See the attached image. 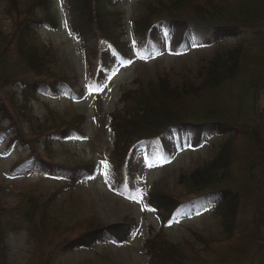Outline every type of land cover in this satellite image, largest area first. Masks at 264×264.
I'll use <instances>...</instances> for the list:
<instances>
[{
  "label": "trees",
  "instance_id": "obj_1",
  "mask_svg": "<svg viewBox=\"0 0 264 264\" xmlns=\"http://www.w3.org/2000/svg\"><path fill=\"white\" fill-rule=\"evenodd\" d=\"M61 1L69 16L71 32L86 53L93 50L94 25L99 34L110 42L109 51L100 50L97 64L90 69V89L98 93L100 83L109 79L122 57L129 58V45L120 41L115 33L118 25L112 20L110 11L106 10L107 4H113L114 0ZM3 8V13L11 20V27L9 32L0 28V86L5 80H14L19 75L20 68L16 66L15 69V64L7 62L9 48L12 47L18 63H22L21 69L26 66L33 74V77L19 80L22 84L19 116L30 125L32 118L30 115L26 117V99L34 98L36 93L68 95L80 90L69 75L56 73L47 67L51 55L40 39L37 27L55 28L57 18L52 12L51 0H4ZM132 24L135 40H146L149 44L159 41L161 34L175 44L189 40L207 45L225 37L248 33L247 36H252L260 46L261 43L264 46V0H145ZM243 46V40H240L225 50L216 49L213 56L192 75L195 77L185 75L178 81L163 74L157 75L153 81H136V86L121 93L122 107L109 114L113 145L107 152V159L114 184L124 194L131 195L136 191L137 171L141 164L136 158V148H145L146 157L142 162L148 165L159 155L170 154L168 148L177 137L189 140L192 147L202 143V136L216 133L220 137V141L213 145L214 152L209 159L201 160L178 174L181 194L173 195L161 184L149 191L147 204L158 215L161 225L159 231L143 245L150 264H264V74L259 84L253 81L252 85L247 84L249 89L256 88L250 110L260 115L257 123H249L250 110L243 109L242 97L229 111L217 105L214 97L207 98L204 111L199 114L174 110V106L182 105L186 99L215 95L221 86L238 81L244 53L247 55ZM6 66L11 68L12 73L5 70ZM261 94L263 101L258 107V99L255 100ZM5 110L0 100L1 114ZM4 115L10 117L11 125L15 127L11 141L19 140L29 147L28 154L14 165L16 171L31 169L36 173L62 176L69 185L93 177L96 171L94 162L86 160L72 165L60 164L51 155L52 140L85 136L81 132L83 114L69 117L59 114L49 121L41 119L37 125L27 127L25 134L17 127L15 115ZM6 131L0 128V139ZM241 136L256 151L260 172L255 171L254 165L243 166L238 167L242 173L237 176L236 171L230 168L237 157L232 143ZM39 138L41 150L36 145ZM238 157L246 158L242 151ZM26 194L20 195L19 202L11 210L21 212L34 237L40 233L49 235L64 229L70 233L75 228L79 229L73 236H64L57 242L55 246L61 251L86 249L96 243L121 244L134 230L133 220L129 218L106 224L96 219H85L66 228L50 209L55 193L46 200L37 198L32 192ZM252 203L258 212L253 219L254 228L250 229L246 238L241 234L242 237L227 251L216 249L212 260L200 255L209 246V238L193 233L195 239L192 241L176 244L163 233L172 220L178 221L212 207L222 239L228 240L232 237L238 215ZM8 213L0 199V253L1 220ZM82 225L84 227H79ZM195 244H201L202 248H196ZM251 245L254 248L248 253Z\"/></svg>",
  "mask_w": 264,
  "mask_h": 264
},
{
  "label": "rangeland",
  "instance_id": "obj_2",
  "mask_svg": "<svg viewBox=\"0 0 264 264\" xmlns=\"http://www.w3.org/2000/svg\"><path fill=\"white\" fill-rule=\"evenodd\" d=\"M145 0H114L113 4H107L106 10L112 14V20L118 25L115 33L120 41L126 42L128 47V59L122 57L120 65L110 74L107 81L101 82L98 93L90 89V69L98 62V52H108L110 42L106 41L94 25L93 50L86 53L79 46L69 27V16L61 0H51L52 12L57 18L55 28L39 25L38 34L43 44L47 46L51 57L47 67L58 73L69 75L77 84L79 92L73 91L68 95H50L36 93L34 98L26 99V109L31 116L30 125H37L41 119L51 120L52 117L73 116L83 114L84 120L81 132L84 137L64 140H52V159L57 163L72 165L73 163L90 160L96 164L93 177L69 185L62 176H53L44 173H36L31 169L16 171L14 165L29 152V147L19 140L11 139L15 134V127L11 125L10 117L4 114L15 115L17 127L27 131L28 123L21 118L18 104L21 100L22 84L20 79L33 77L31 71L18 63L16 54L9 48L7 62L20 68L19 75L14 80H5L0 86V100L5 110L0 112V128L6 130L4 137L0 139V199L3 201L8 215L2 219L3 225L1 237L0 264H150L144 242L155 235L160 229V218L147 204L148 193L154 186L161 184L164 188L178 196L182 188L177 183L178 174L189 170L201 160L209 159L213 152V145L220 141V137L213 133L209 137L202 136L203 141L198 147H192L189 140L177 137L173 139L168 150L155 158L151 165L141 163L138 168L136 191L131 195L120 192L113 183V178L108 162V150L113 145V133L109 128L108 114L114 109L122 107L119 99L126 89L136 86L137 82L153 81L157 75H169L176 80L185 75L196 74L200 66L211 58L216 49L225 50L232 47L237 41L243 40L244 53L243 67L239 68L240 75L236 82L227 86H221L215 95H202L196 99H186L180 106H174L182 113L199 114L204 111L207 98L214 97L216 104L229 109L235 106V101L242 97L241 104L244 110H250L254 100L256 88H248L247 84H259L264 74V46L258 44L248 33H240L236 37H225L215 44H195L189 40H183L177 44L171 43L161 34L159 41L149 44L146 40L136 41L133 34V18ZM4 0H0V28L9 32L11 20L3 13ZM94 24V23H93ZM253 40V41H252ZM24 65V64H23ZM11 72V68L5 67ZM258 76V77H257ZM195 77V76H192ZM257 77V78H256ZM3 80V79H2ZM137 81V82H136ZM253 81V82H252ZM249 91L247 92V90ZM247 92V93H246ZM260 106L263 95H257L256 100ZM260 99V100H259ZM2 107V106H1ZM23 111V110H22ZM249 123H257L260 115L255 110L248 113ZM51 124V123H47ZM17 129V128H16ZM36 145L41 150V138ZM235 149V161L230 168L238 171L243 166L258 167V157L253 146H248V141L238 137L232 143ZM246 158L240 159L239 153ZM136 157L142 162L146 155L143 147L136 148ZM239 167V168H238ZM32 192L39 199H50L55 193L51 204V212L55 214L66 228L74 226V223L85 219H96L106 224L125 219H132L134 230L128 239L122 244H94L89 248L65 250L56 248L57 242L64 236H73L78 228L67 233L68 229L58 233L42 234L37 237L29 231V225L21 217V212L11 210L18 202L20 195ZM208 207L200 213H192L180 220H172L164 230L168 240L176 244H185L192 241L193 233L209 238V246H206L200 255L208 260L214 258L216 249L227 251L238 238H246L250 229L254 228L253 219L257 214L254 204L249 205L236 219L237 223L232 231L230 239H222L219 222ZM84 227V225L79 226ZM67 234V235H66ZM242 234V235H241ZM44 235V236H43ZM43 238V239H42ZM42 239V240H41ZM196 248H202V245ZM251 245L249 252L253 250Z\"/></svg>",
  "mask_w": 264,
  "mask_h": 264
}]
</instances>
